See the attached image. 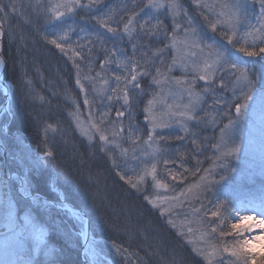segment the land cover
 Returning a JSON list of instances; mask_svg holds the SVG:
<instances>
[{
  "label": "rangeland",
  "instance_id": "rangeland-1",
  "mask_svg": "<svg viewBox=\"0 0 264 264\" xmlns=\"http://www.w3.org/2000/svg\"><path fill=\"white\" fill-rule=\"evenodd\" d=\"M41 1L47 3L44 5V9H46L44 12L48 16L51 15L50 8L52 5L64 2V0ZM105 1H111V3L104 6ZM97 2L102 7L101 9L93 10H99L94 16L96 23V18L108 15H112L115 20L123 14V18L126 20L133 8V4L137 5L135 11L139 13L138 19L140 22L149 18H151L152 23L156 22L155 18L163 21L167 27V38L161 35L159 39H152L151 41L145 39L143 41L145 45L149 43L151 45L148 51L149 57H151L152 52L157 49H163L166 44H170L173 35V10L166 8L157 10L145 7L148 0H97ZM162 2L167 4L169 0H162ZM174 2L181 6L179 14L175 17L176 22L182 26H186L187 19L191 18L193 25L197 29V38H202V43L198 48H185L183 50L182 55L185 58V67H181L178 60L177 64L172 67L171 72L162 68V71L169 77L168 82L157 86L151 84L150 77L143 78L142 86L146 88L147 94L140 98V102L134 109L135 116L132 120L133 125L138 128L136 135L140 137V140L133 144L131 140L127 139V128L129 125L127 111H125L124 117L118 118L116 116V111H124L121 107L122 101L120 103H116L115 101L109 103L105 98L107 94H110V91L106 92L105 90L115 86L113 73L120 74V69L116 64L108 65L104 71H101L100 67L104 60L105 47L109 49L114 47L123 48L131 55V45L127 37L122 41L117 40L98 23L99 30L94 35L79 39L77 42V46H83L86 54L89 48H93L90 54L95 56V62L90 63L86 68L85 63L82 60L79 61L81 84L84 86V90L81 91L80 85H77L75 81L70 92V110L67 117L70 129L74 130L80 137V140L86 143L88 151L92 153V150L99 148L104 156L112 160L115 159L125 179L131 177L132 181L136 182L138 174H143L142 169L145 166L151 168L152 157L155 154L160 161L156 169L157 178H162L168 187H155L151 176H148L145 178V182L140 185V192L132 188L134 193L141 194L143 192L144 194H148V197H151L153 200L159 197V200H157L159 206L156 208L159 211L158 213L163 224L165 223L167 227L178 230L180 233L184 232L185 241H187V244H185L187 251L202 258L204 264H209V260L205 259V255L209 256L211 264H221V261H223V264H229L230 261H236V258L224 252L223 245L225 243L230 245L233 240L239 237L235 235L221 237L219 230L212 233V227H215L219 223V220L212 217L211 212L216 210L215 205L217 202H224V207L220 211L226 216L231 207L247 203L249 199L257 198L264 193V90H258L256 94H253V99L248 102L249 107L247 112L237 120L234 113L235 107L233 106L229 110V106L234 105L237 100L240 103H244L243 97L239 89H236L235 95L233 94L232 81L234 77L231 76V73L227 69L216 71V95L221 99L222 103L217 106V110L208 109V104H211L212 100L205 95L207 104H204L203 107L211 113L206 118L209 122L207 124H196L195 121H188L189 132L185 133L181 130L183 118L180 117L179 111H182L184 105L188 104L189 97L184 88L175 84V80L179 79L185 83L187 81H194L193 91L197 93L202 92L204 81L198 79V73L194 70V66L198 65L199 68L203 69L204 60L208 57L210 51L206 47L207 45L219 47L222 44L226 46L241 61H245L246 63L243 66L248 67L250 70H256L260 66L259 64L255 66L252 64L254 60H258V57H245L236 48L229 45L225 38L220 37L221 30H226V26L222 29V26L218 25L217 31L213 32L211 30L201 12H204L209 19L215 20L216 16L212 10L198 8L193 3V0H174ZM234 2L235 0H199L201 4L216 6L214 9L215 13L221 11L220 5L232 4ZM247 2V19L239 25L237 34L233 37L234 41L239 40L240 43H244L243 37L248 31L249 24L258 27L260 23H264V17H261L260 6L257 0H247ZM191 6L199 15L196 11L194 13V10H189L188 7ZM126 7L129 10L127 13L125 12ZM141 8H143V12H141ZM184 13H187L186 17ZM72 15L66 16V18ZM112 26L116 27L117 25L113 23ZM119 27L122 31L123 24H120ZM98 36H103V45L97 39ZM176 38L178 41L184 38L182 28L177 30ZM251 44L252 37L249 36L245 45L247 47ZM2 46V39L0 37V49ZM201 47L204 49L203 52L200 51ZM193 52L195 55L191 54ZM164 55L166 58L165 63L171 65L173 57L177 56L178 53L176 50L169 48L165 50ZM137 56H139V53H137ZM120 58L123 59V56H120ZM156 63L157 66H160L159 60ZM91 66L93 67L89 71ZM1 68L3 69L4 66H0V79L4 77L5 88L9 92L10 85L7 83L5 73H2L3 70ZM97 72L100 73V77L96 79L94 85L84 79L85 75L95 77ZM221 78L228 84L227 88H220L219 81ZM105 80H108V84L104 83ZM257 88H259V83L257 84ZM152 93H157L160 98L155 111L162 115L163 119L171 125L169 128H158L155 133L151 132V125L144 119L146 113L143 112L147 101L152 98ZM85 97L89 100L88 104L84 103ZM227 97L230 98L229 105L224 104L228 101ZM169 105L172 106L171 112L168 107ZM5 112L11 119L12 112L9 106H7ZM105 112H108L109 115L104 118V123L101 124L100 121ZM171 113L175 114L172 115ZM198 115L204 116V113L198 110ZM229 116L233 120H236V123L226 128L225 126L229 123ZM212 117H215V123L211 122ZM2 119L3 115L1 117L0 114V156L7 155L4 147L5 141L1 135L2 133H11L9 121L1 122ZM77 121H79V126ZM109 121H117V131H119L120 127L119 121H122L125 131L121 136L116 137L113 143L109 144L108 147L111 151L106 154L101 148L103 142L99 140V133L95 129H92L93 139L89 141L86 135H82L81 128L87 130L92 123H97L102 129H105L104 134L109 137V140L113 141L111 134L112 126L109 124ZM221 129H224L223 133ZM192 132L197 133V135L195 137L191 136ZM149 134L153 135L155 143L148 141ZM176 135H183L185 139L177 141L174 139ZM160 136L168 137V139L160 140ZM192 139L197 140L199 147L191 143ZM23 142L25 146L27 145L25 153L29 156V161H32L30 159L32 155L39 160L38 162L36 159H33L32 165L35 167L36 174L38 173L37 177H40L39 174L42 175V171L51 159H45L40 149L34 145H30L29 139H23ZM149 144L152 146L149 147ZM213 145H217L219 150L217 147H213ZM236 146L240 149L236 155H221L223 152H227L228 149ZM157 148L161 149L159 153H156ZM124 149H127V153L121 155ZM46 150L50 149L45 148ZM181 153L183 155H180ZM218 157L220 158L218 159ZM24 160L19 159L16 164L17 166L21 164L23 173L17 171L11 172L7 165L3 166L0 164V264H59L56 262V259L62 252L59 247L61 242H57L58 239H63L67 244L74 247L73 250L78 252L81 257L88 260L91 264H94L96 261H99L100 264H132L130 255L126 250L117 247L116 244L110 245L105 239L97 237L96 231H98V227L100 229L98 233L102 236L113 233L108 232L111 228L104 223V225L97 224V228L94 229L95 226L92 227L90 215L83 209L86 213L85 216L81 212L82 208L75 207L69 201L64 192L62 180L54 161H52L53 174L50 181L47 182L50 189L48 191V188L39 190V187H42L43 184L38 182V180L33 181L29 179V168H25L26 162ZM164 160L175 162L165 164ZM111 164L113 165L112 161ZM39 170L40 172H38ZM169 171L177 174L175 180L172 179ZM201 177H205L206 179L202 181ZM221 177H224V179H221ZM205 184H207L210 190H205ZM194 185H199L200 187L193 188L192 193H189L188 189ZM181 193H184V195H181ZM16 194L25 196L29 200L30 206L38 209L35 212L38 218L26 212L27 210L25 209L27 208L24 210L20 209L21 206L16 200ZM44 201H48L51 206H46ZM194 208L200 209V211L194 213ZM182 209L185 211H181ZM246 211L256 216V218H260V215H262L261 211L255 208L249 207ZM162 212L163 215L161 214ZM28 218L30 219V223H26ZM155 220L156 223H159V217ZM169 220L173 221L175 227L168 223ZM231 222L232 219L226 221L225 230H227ZM5 223H7L8 228L4 226ZM250 224H255V220L244 221L242 226L246 227ZM92 228L94 229L93 232ZM189 228L192 229L191 232H189ZM40 229H43L42 235L39 231ZM59 232L62 234L61 236ZM202 233L211 234L202 235ZM115 234L123 235L124 239H127L128 245L136 246V253L142 256L141 259H144L146 264H154L153 260L149 258V250L152 249V244H148L149 241L142 244L139 239L138 241L134 240L137 239L134 236L130 239L118 228ZM254 234H258V232H255V228L250 235ZM213 246L219 249L215 255H211ZM117 248H119V251H117ZM254 248L255 251L264 253V242L254 245ZM141 250L145 251L146 254L142 255ZM196 250L204 253V255L198 254ZM124 254L128 255L129 259Z\"/></svg>",
  "mask_w": 264,
  "mask_h": 264
},
{
  "label": "trees",
  "instance_id": "trees-1",
  "mask_svg": "<svg viewBox=\"0 0 264 264\" xmlns=\"http://www.w3.org/2000/svg\"><path fill=\"white\" fill-rule=\"evenodd\" d=\"M81 1L85 5L89 4V0ZM110 3L111 1H105L104 6ZM46 4L41 0H0V6L11 5L5 12H0V23L5 33L2 54L6 59L5 78L10 85L9 109L12 112V118L9 120L4 109L6 95L0 85V114L1 117L3 115L1 122L9 121L11 132L1 135L5 141L7 155L0 156V164L7 165L11 172L23 173L21 164L18 165L20 167L16 164L19 159H25V168H29V179L38 180L43 184L39 190L48 188L50 191L47 182L52 177L54 161L69 201L90 215L94 229L97 228V224L106 223L111 228L108 232L113 233L102 236L98 233L100 231L98 227L97 237L126 250L132 264L146 262L136 253V246L128 245L123 235L115 234L117 228L130 239L136 237L137 239H133L136 241L139 239L142 244L149 241L148 244H152L149 258L154 264H204L202 258L187 251L184 232H181L183 233L181 235L178 230L170 229L163 224L158 209L144 199L149 195L143 192L134 193L131 186L126 183L127 179H120V175L117 174L120 170L113 167L112 159L104 156L99 148L90 153L86 143L70 129L67 115L70 110L71 88L76 81V71L74 61L68 59V56L72 55V50L80 51L81 47L77 46L79 39L94 35L99 30L94 19L99 10H93L101 9L102 6L97 2L90 8L92 10L77 8L71 17L49 22V16L44 12ZM188 8L195 13L196 10L192 9V6ZM69 27L73 30L69 32L66 42L68 55H65L49 41L62 35ZM241 44L246 46L244 43ZM67 45H71V48ZM80 60L87 68L90 63L95 62V56L89 52L86 54L83 50V56L76 57L75 62L79 63ZM227 98L228 101L224 104L229 105L230 98ZM23 139H29L30 144L36 146L42 153L45 148L53 152L54 158L45 166L42 175L39 174L40 177H37L38 173L36 174L32 165L33 159L36 158L32 155L30 157L32 161H29V156L25 153L26 140L23 142ZM81 155L85 157L84 165H80L79 161L74 159ZM15 196L21 210L27 208L26 212L38 218L35 214L38 209L30 206L25 196L20 194ZM157 217L159 223H156ZM94 229L92 228V232ZM59 235L62 234L59 232ZM57 242H61L59 247L62 254L57 256L56 262L85 264L81 255L73 250L74 247L63 239H58ZM141 251L142 255L146 254L145 251ZM124 256L129 257L126 254ZM94 264L100 262L96 261Z\"/></svg>",
  "mask_w": 264,
  "mask_h": 264
},
{
  "label": "snow or ice",
  "instance_id": "snow-or-ice-1",
  "mask_svg": "<svg viewBox=\"0 0 264 264\" xmlns=\"http://www.w3.org/2000/svg\"><path fill=\"white\" fill-rule=\"evenodd\" d=\"M260 6L261 17H264V0H257ZM97 3V0H89V4L85 5L81 3V0H64L63 3L52 5L50 8L51 15L48 17L49 22L51 21H62L64 17L74 14L75 9H90ZM193 3L196 4L198 8L209 9L213 11V14L216 16L215 20L209 19L204 12H201V15L204 16V19L208 22L209 27L213 32L217 31L218 25L222 26V29L226 26V30H221V36H223L229 45H232L233 48H236L239 53H242L245 57H258V60L253 61V65L259 64V68L256 70H250L248 67L243 66L246 62L241 61L239 57L235 56L226 46L220 45L219 47H214V45H207L210 49L208 57L204 60L203 69L199 68L198 65L194 66V70L198 73V79L200 81H204V86L202 88L201 93H197L193 91L194 81L182 82L179 79L175 80V84L184 88L187 91L189 102L184 105L182 111H179L180 117H182L181 121V130L185 133L189 132L188 121H195L196 124H207L209 121L206 119L211 115L210 111L206 110L203 105L207 104V100L205 99V95L211 98L212 103L208 104V109L217 110V106L222 103L221 99L216 95L215 88V74L216 71L221 69H227L231 76L234 77L232 81L233 94L235 95L236 89H239L244 103H240L239 100L234 105L229 106V110L231 107H235L236 111V119L238 120L240 116L245 114L249 107V101L253 99V94L258 90H264V23H260V25L253 26L251 24L248 25V31L246 32L244 39V44H247V37H252V44L250 46H244L240 43L239 40L234 41L233 37L237 34V29L239 25H241L246 19L247 14L246 10L248 7L247 0H235L232 4L220 5L221 11L219 13H215L214 9L216 6L201 4L199 0H193ZM9 6H0V12H5L7 7ZM137 5L133 4V8L128 15L127 19L123 18V14L118 19H113L112 15H108L106 17L96 18L97 23L106 29L107 33H111L113 37L117 40H124L125 37L128 38V42L131 45V55H129L123 48H104V60L102 61L100 67L101 71H104L108 65L116 64L120 69V74L113 73V78L115 82V86L111 87L106 92L110 91V94H107L105 98L111 103L115 101L116 103H120L122 101L121 107L124 111H116V116L118 118L125 116V111H127L129 125L127 128V139L131 140L133 144H135L140 137L136 135L138 128L133 125L132 120L134 119L135 112L134 109L136 105L140 102V98L147 94V90L142 86L143 78L150 77L151 84L153 85H161L164 82L169 81L168 75L162 68L167 69L168 72H171L172 67L175 66L179 60L180 66L185 67L183 50L185 48H198L202 43V38H197V29L193 25V21L191 18L187 19V25L182 26L176 22L175 17L179 14L180 5L175 3L174 0H169L167 4L162 2V0H148L147 5L145 7L152 9H160L166 8L173 10V35L170 40V44H166L165 48L157 49L156 51L151 53V57L148 56V51L151 48L150 43L145 45L143 41L147 39L151 41L152 39H159L161 35L167 38V27L164 25L163 21L156 19L155 23L151 22V18L145 19L143 22H140L138 19L139 13L135 11ZM129 10L127 7L125 8V12L127 13ZM141 12H143V8H141ZM185 17L187 13H184ZM115 23L117 26L113 27L112 24ZM123 24V30L121 31L119 25ZM184 33V38L180 41L177 40L176 34L177 30L181 29ZM73 29L69 27L62 35L56 36L49 41V43L53 44L56 48H58L62 53L68 55L66 51V42L69 38V32ZM231 33V34H229ZM4 31L2 30V26H0V37L4 36ZM47 39V37H45ZM139 38V41H138ZM97 39L100 41L101 45L104 44L103 36H98ZM259 41V43H257ZM91 43V41H90ZM179 45V47H178ZM237 45H240L237 47ZM68 48H71V45H67ZM174 49L177 51L178 55L174 56L172 59V64L168 65L165 63V50L166 49ZM258 48V51L256 50ZM93 48H89L88 52L91 53ZM200 51L203 52L204 49L201 47ZM119 53V55H118ZM139 53V56H137ZM195 55V53H191ZM83 56V46H81L80 51L72 50V55L68 56V59L74 61V66L76 68V84L80 85L81 91L84 90V86L81 84V69L80 64L75 62L76 57ZM123 56V59L120 58ZM159 60L160 66H157L156 61ZM6 61L3 56L0 55V66H5ZM100 77V73L97 72L95 77L90 75H85L84 79L88 80L90 84L94 85L96 83V79ZM105 84H108V80L104 81ZM259 83V88H257V84ZM219 85L221 89L227 88L228 84L225 83L224 79L221 78L219 81ZM159 96L157 93H152V98L147 101V104L143 108V112L146 113L144 119L149 122L151 125V132L155 133L158 128H169L171 125L168 121L163 119V116L158 114L155 111V107L159 102ZM84 103L88 104L89 100L87 97L84 99ZM171 112L172 106H168ZM198 110L204 113V116L198 115ZM174 115L175 113H171ZM108 112L103 113L102 119L100 121L101 124L104 123V118L108 117ZM212 123H215V117H212ZM79 126V121H77ZM236 123V120H233L231 116H229V123L225 127H231ZM109 124L112 126V137L113 141L109 140V137L105 135V129H102L97 123H92L89 129L81 128L82 135H86L91 141L93 139L92 129H95L96 132L99 133V140L103 142L101 148L107 153L111 151L108 147L110 143L114 142V139L118 136H121L125 131L123 127V122L119 121V131L116 129L117 121H109ZM49 127H51L49 125ZM224 129H221L223 133ZM197 133L192 132L191 136L195 137ZM160 140H166L168 137L160 136ZM175 140L181 141L185 139L183 135H176L174 137ZM148 141L155 143V139L153 135L149 134ZM191 143L193 145H197V140L192 139ZM152 145L149 144V147ZM199 147V145H197ZM213 147H217V145H213ZM219 150V149H218ZM161 149L157 148L156 153H159ZM240 151L239 147H232L228 149L227 152H223L222 156H234ZM127 153V149H124L121 155H125ZM39 154V150H38ZM180 155H183L182 153ZM45 159H53V152L51 150H46L43 153ZM220 157H218L219 159ZM151 168L145 166L142 169L143 174H138L136 182H133L131 177H128L126 183L130 184L131 188L135 189L137 192L141 191L140 185L145 182V178L151 176L152 181L154 182V186L157 188H167L168 185L164 183L163 179L157 178V164L160 162L156 155L154 154L152 157ZM165 164L169 161L164 160ZM113 167L119 168V164L115 159L112 160ZM223 167V165H222ZM120 175L121 180H125V176L120 172L117 173ZM172 179L177 178V174L171 173ZM206 178L201 177V180L204 181ZM224 179V177H221ZM199 185H194L188 189L189 193H192L193 188H199ZM205 190H210L205 184ZM184 195V193H181ZM153 207H158L157 200L150 199L148 196L144 197ZM46 206H51L48 201H44ZM224 207V202H217L215 205L216 210L211 212L212 217H215L219 220V223L216 224L215 227H212L211 232L215 233L219 230V235L221 237L235 235L239 237L238 239L233 240V242L229 245L225 243L223 245V251L229 253L231 256L236 258V261H230L229 264H264V253H260L255 251L254 245L262 244L264 242V193H262L259 197L249 199L247 203H241L236 207H231L228 214L225 216L221 213V209ZM255 208L261 211L262 215H260V219H256V216L251 215L246 211L247 208ZM200 209H193L194 213L199 212ZM163 215V212L161 213ZM232 219L230 226H228L227 230H225L226 221ZM255 220V224L247 225L246 227L242 226L244 221ZM26 223H30V219L26 221ZM169 224H172L175 227V224L172 220L168 221ZM5 227L8 228L7 223L4 224ZM258 229V234L250 235L253 229ZM12 231V230H10ZM41 235L43 234V229L39 230ZM192 229L189 228V232ZM211 233H202V235H210ZM183 235V233H181ZM119 251V248H117ZM198 254L204 255V253L196 250ZM219 249L216 246H213L212 254L215 255ZM50 254V253H49ZM205 259L209 260V264H211V260L208 255H205ZM223 264V261H221Z\"/></svg>",
  "mask_w": 264,
  "mask_h": 264
},
{
  "label": "bare ground",
  "instance_id": "bare-ground-1",
  "mask_svg": "<svg viewBox=\"0 0 264 264\" xmlns=\"http://www.w3.org/2000/svg\"><path fill=\"white\" fill-rule=\"evenodd\" d=\"M74 159H76L77 160V162L79 161V164L80 165H84L85 164V162H84V159H85V157L83 156V155H81V156H77V157H75ZM75 160V161H76ZM261 218V217H260ZM260 218H256V219H260ZM259 230L258 229H255V232H258ZM254 233V232H253ZM82 261L84 262V259H83V257H82ZM85 263V262H84Z\"/></svg>",
  "mask_w": 264,
  "mask_h": 264
},
{
  "label": "water",
  "instance_id": "water-1",
  "mask_svg": "<svg viewBox=\"0 0 264 264\" xmlns=\"http://www.w3.org/2000/svg\"><path fill=\"white\" fill-rule=\"evenodd\" d=\"M0 26H2L1 24H0ZM2 30L4 31V29H3V26H2ZM1 39L3 40V37H1ZM5 60V59H4ZM6 61V60H5ZM84 262L86 263V264H90L87 260H84Z\"/></svg>",
  "mask_w": 264,
  "mask_h": 264
}]
</instances>
